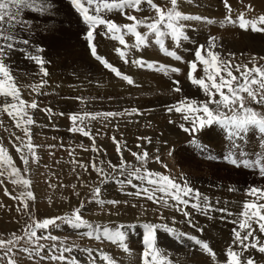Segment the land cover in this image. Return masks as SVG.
Segmentation results:
<instances>
[{
	"label": "snow or ice",
	"instance_id": "obj_1",
	"mask_svg": "<svg viewBox=\"0 0 264 264\" xmlns=\"http://www.w3.org/2000/svg\"><path fill=\"white\" fill-rule=\"evenodd\" d=\"M69 3L86 26L82 38L86 40L91 56L105 69L130 86H138L133 77L122 73L107 58L98 54L95 44L98 29L102 27V35L118 42L119 46L115 47L114 52L124 63L131 62L138 68L170 76L171 73L180 74L181 69L158 61H148L143 57H133V50L139 52L150 46L151 42L158 46L162 54L183 62L182 56L177 53L176 49L180 47L183 40L189 38L186 22L217 23L212 18L181 11V0H164L163 3H157L155 0H69ZM223 3L227 14L223 20L219 21L221 26L233 25L244 31L250 29L252 32L264 33V13L247 17L246 12L242 11L234 19L229 0H223ZM53 7L51 0H0V98H2L0 114H6L13 122L14 127L23 133L21 136L12 132L8 137V143L15 149L24 166L22 172L9 148L5 146L3 138L0 137V186L4 187L6 196L18 201L16 211L25 218L20 234L12 232L5 238V234L0 233V264H20L18 253L26 256L33 264L39 260L47 261L48 264H81L74 255H69L74 250L83 251L89 258L88 264H97V259L101 264H118V261L103 249L91 247L80 249V246L69 237H59L53 234L54 230H59L64 225L76 230L80 239L107 241L131 255V250L126 242L125 229L134 225L124 223L113 225L110 221L99 223L91 221L83 215L86 203H95L102 209L105 205L116 207L121 203H128L127 201L103 199L102 189L108 183L131 186L135 191L128 193L129 195L152 202L157 205L156 211L158 212L160 208H166L182 213L192 227L195 225L192 223L189 208L206 216L212 212H220L223 214L222 219L236 215V219L231 221L235 227L232 229L231 242L223 253L226 259L222 264H257L252 253L264 255V186L250 185L244 189L243 195L247 198L241 202V211L234 214L229 212L226 207H215L212 198L202 193L198 188H194L185 174L180 173L177 177L170 173L165 174L150 169L148 167L151 159L150 154L140 143L136 145L139 151H132L127 147L126 142L117 140L113 135L112 141L119 157V163L114 164L111 160L105 161L99 158L102 152L106 153V150L96 145V136L93 135L90 127L91 122L143 115L144 113L136 107L126 108L123 111H83L68 114L72 123L69 131L88 137L92 141L90 150L95 154L89 163L73 157L71 161L74 165L73 172H76L77 167L84 172H88L91 168V171L96 173L97 179L89 183L83 181L77 174L80 186L89 189L90 195L87 199H80L78 206L72 207L71 211L61 215L44 218L35 216L29 202L34 204L36 197L31 190L32 180L27 177V174L30 172V162H39L37 149L41 145H36L32 141L31 127L36 124L32 113L37 110L43 111L48 114L49 119L56 113L51 107L40 108L35 98L26 100L23 97L22 92L25 89H30L29 96L47 94L42 89L48 84L46 77L49 72L45 65L50 61L44 59L42 55L44 49L41 46L32 45L28 39L21 37L16 29L30 30L32 22L23 17L26 11L45 15L50 13ZM246 10L247 12L254 11L252 5H247ZM142 12L149 14L143 16L134 14ZM115 13H119L129 22L118 24L115 20L108 18L110 14ZM128 37L132 38V43H129ZM166 37L174 42L173 48L170 49L166 46ZM19 45L24 47H19ZM217 47V37L209 36L206 44L196 47L195 59L187 62L188 81L191 85L196 86L206 99L197 100L182 96L175 103L165 105V111L169 114L173 112L181 114L182 120L189 124V126H185V123L179 124L185 133H194L206 126L219 125L227 130L229 138L232 139L234 137L243 138L244 134L254 130L260 134L259 146L264 147V111L250 106L254 104L264 107V56L252 55L248 63H234L235 53H228L225 57L216 50ZM14 52L24 53L25 59L32 61L38 67L39 71L36 73L40 77L38 83H19L13 74L12 65L7 62ZM249 63L251 67H249ZM198 66H202L203 70V75L199 77L196 75ZM172 83L175 86L171 91L181 93L180 81L172 80ZM74 99L82 104L87 100L80 96ZM59 115L65 114L61 112ZM169 123H174V121L170 120ZM0 127H3V120H0ZM5 131L8 129L5 128ZM137 140L148 144L152 143L151 138L146 136L137 137ZM192 142L196 143L195 140ZM48 147L55 146L49 145ZM78 147L83 151H89L82 144ZM232 148L239 151V145L233 141L230 145L229 155L225 156L226 160L236 167L243 166L257 171L258 175L264 178V152L253 151L251 157L242 158L233 153ZM125 151L135 158V164L125 159ZM156 151L158 152L159 149ZM69 154L72 155L71 152ZM154 160L157 163H162L159 155H156ZM163 167L167 169L166 164ZM6 180L19 189L16 195H13L5 186ZM60 186L64 187L62 184ZM49 187L55 188L56 185L49 183ZM70 187L73 189V194L80 197L77 185L72 184ZM228 191H238V189L230 186ZM48 202L51 205V198ZM215 203L218 204L219 201L217 200ZM132 206L136 207L135 204ZM0 207L5 206L0 204ZM141 207L144 206L141 205ZM144 210L147 211L146 208ZM108 214L114 213L109 209ZM160 216L163 219L162 213ZM174 220L175 217H173ZM17 222L19 223V221ZM142 227L144 235L143 251L140 254L141 264H174L172 258L157 245V231L161 229L177 238L187 236L195 241L203 253L211 257L214 264H219L217 253L206 241L187 233L178 232L175 227L166 223L145 222ZM81 229L84 231H80ZM199 230L203 231V229Z\"/></svg>",
	"mask_w": 264,
	"mask_h": 264
},
{
	"label": "rangeland",
	"instance_id": "obj_2",
	"mask_svg": "<svg viewBox=\"0 0 264 264\" xmlns=\"http://www.w3.org/2000/svg\"><path fill=\"white\" fill-rule=\"evenodd\" d=\"M202 1L203 0H192V2L198 3L199 5H202ZM219 1L223 5V7L220 6L222 10H220V7H216L218 11H216L215 7H213L215 11H213L210 3L205 4L203 2L202 6H204V10L208 12L206 15L200 12L189 13L185 10H180L185 13L212 18L217 21V23L215 24H220L219 21L223 20V18L226 16L227 10L224 7L223 0ZM155 2L162 3L164 1L155 0ZM51 3L54 5V7L50 13L45 15H39L36 13H32L31 11H26L23 14V17L24 19L32 22L31 28L29 31H21L19 28H17L16 31L21 37L28 39L32 45L41 46L44 49L42 55L46 61H50V63L45 65L49 73H62L65 74L68 78L73 79L74 81L85 82L84 78L93 77L96 74L94 70L96 64H94L92 61V59L94 58L90 54L86 40L82 38L86 31V26L82 23L81 18L72 8L69 0H51ZM198 4H196V6ZM229 4L232 6L234 19L235 16L242 11L246 12L247 17H252L259 15L260 13H264V0H229ZM247 5H252L254 11L247 12ZM196 11L198 10L196 9ZM210 12H214L215 14L209 15ZM108 18L114 19L113 17H111V14L108 16ZM207 25L210 24L200 22L199 24L196 23L193 27H189V29H191L192 31L195 30V32L206 33L204 37L202 35L201 39L198 40V45H201L202 43L206 44L209 36L217 37L221 34L229 36V38L224 39V41L219 39L221 40V42H223L222 45L220 44V42H217V44L221 47H225L224 55L222 56L226 57L228 53H235L236 55L234 63H248L252 55H256L258 57L264 56V50L258 51L259 47H255L257 46L255 42H253V45L250 46V42H246L247 38L245 36L242 37L238 35V32L233 31L234 29H217L215 26L211 27ZM102 32V27L97 30L95 44L97 46L98 54L107 58L105 49L109 47L108 50H111L113 53L115 46H113V43H110V46H108L99 42ZM241 32L243 34L245 33L246 35L253 33L250 29L248 31L242 30ZM254 34L262 33L255 32ZM233 35H237L238 37H240L236 38L237 40L240 39V41L236 44L234 43L236 40L233 39ZM228 42L229 44H226ZM111 46H113L114 48ZM19 47L24 46L19 45ZM102 50L104 53L101 52ZM108 61L112 63L110 60ZM7 62L12 65L13 74L17 77L19 83L32 84L36 81L37 83L39 82L40 77L36 75V73L39 71L38 67L32 61L25 59L24 53L14 52ZM249 67H251L250 63ZM185 73H183V77H178V80H180L181 82L180 86L182 91L200 92L197 93V97H195V99L205 100L206 97L196 86L191 85V83L187 79V74ZM196 75L198 77L202 76L203 71L197 72ZM167 77L168 75H166L167 81H170L167 82L165 80L167 83L163 82L160 86L163 85L165 88H169L168 90L171 91V88L173 87H171V84H173L171 82V79H173L174 76L173 74H170V76L168 78ZM47 78L48 77H46V79ZM83 85L85 84H82V86ZM53 86H55V83L53 84ZM84 87L87 86L85 85ZM29 91L30 89H25L22 92L23 97L26 100H30V98L35 95L33 94L32 96H29ZM52 91L53 90H51V92ZM51 92L46 91L44 92L47 93L46 95L35 96V99L37 98L36 100L38 101L40 108L51 107L54 113H56L51 117V119H49L47 113L37 110L39 113H42L45 116V119L48 120V123H44V121L42 120L43 117L36 115L37 111H34L32 113L34 119L36 120V124L31 127L32 141L36 145H41V147L37 149L39 162H30V172L27 174V177L32 180L31 190L34 192L36 197L34 204L32 202H29L30 208L34 210V214L37 218L56 216L61 215L65 212H69L71 211L72 207L78 206L80 199H87V197L90 195L89 189L80 186V181L77 180V174H79L80 178L85 182L90 183L97 179L96 173L92 172L91 168H89L88 172H84L82 169L77 167L76 172H73L74 165L71 162L73 160V157H75V159L77 160H82L85 163H89V161L95 155L90 150L92 141L88 137H84L80 133H72L69 131V129L72 127V123L68 118V114L73 112L123 111L126 108L131 109L132 107L140 109L144 113L143 115L124 116L122 118H116L110 121L96 120L91 122L90 127L92 129L93 135H95L96 138H99L100 142H107L112 145L104 148L105 145L101 146L102 143L99 145L98 142L95 141L98 147L100 146V148L106 150V153L102 152L99 158L105 161L111 160L112 163L118 164L119 157L115 151V145L112 141L113 135H115L117 140H119L120 138H128L129 140L133 139L132 141L130 140V143L129 145H127V147L132 151H139V149H136V145L138 143L142 144L150 154L151 159L148 164V167L150 169L163 172L165 174L170 173L171 175L177 177L180 173L185 174L194 188H198L202 193H205L212 198V201H214L213 204L217 208L226 207L229 212L238 214L241 211V202L247 198L243 195L244 189H246L250 185L264 186V178H261L258 175L257 171L244 168L243 166L236 167L232 163H230V161L225 159V156L229 155L230 145L233 142L229 141L230 138L228 136L227 130L223 129L219 125L206 126L204 129L192 133V137L191 133H185L179 127L180 123H185V126H189L188 122L183 121L182 116L179 113L173 112L169 114L168 112H166L164 106L168 104H164L163 102V104L157 103L159 105L153 106V102L150 100L151 106H145L143 104L145 103V100L141 101L139 98H137L138 101L136 105L131 106L130 102H128L127 104L129 106L126 105L125 107H122L123 109H121V107L118 108V105L116 108L114 106L112 107L106 104L107 99H103V101L101 98H97L98 102L93 106L83 105L81 107L80 105H76L77 107L73 106L72 108H70L68 106L69 101H67L66 99H69L72 95H68V98H66L65 94L60 96L52 95V98L48 97V99H44V97ZM181 96V94L180 96L178 95L177 101L181 99ZM91 97L84 96V98H87L89 100L94 98ZM134 98L136 97H133V99ZM0 100H2V98H0ZM156 102L158 101H155V103ZM170 104L173 103H169V105ZM250 106L256 108L259 111H264V107H261L259 105L253 104ZM61 112H63L65 115H59V113ZM0 120H3V127H0V137L3 138L5 146L9 148V151L13 155L17 166L23 172V164L19 160L15 149L12 148L8 143V137L12 132H15L17 135L21 136L23 135V133L14 127L13 122L6 114H0ZM170 120L174 121V123H169ZM44 124L47 125V129L53 128L55 132L49 131L48 134L42 132V127H44ZM5 128H7L8 131H5ZM36 129L41 133L39 134L41 139H37L38 137L34 136L36 135ZM210 131L216 134V137L222 136L221 139L215 140L210 137ZM145 136L151 138V144L137 140V137ZM193 140H195L196 143H193ZM226 140L229 141V145L228 143L225 145ZM259 140L260 134L258 132H255L254 130L250 131L249 133L244 134L243 138H234L235 143L239 145V151H237L235 148H232L231 151L242 158H249L251 157L253 151L264 152V147H260L258 144ZM81 144L85 148H88L89 151H83L80 147H78ZM49 145H54L55 147L49 148ZM157 149H159L158 152L156 151ZM70 152L72 153V155L69 154ZM170 152V157H173L175 160H168V156L166 155H169ZM156 155L160 156L162 163L155 162L154 157ZM124 157L127 161L133 164L136 163L135 158L132 157L128 151L124 152ZM172 161H174L177 166H175ZM165 164L167 165V169L163 167V165ZM105 167H107L106 164ZM49 183L56 185V187H49ZM61 184L64 185V187H61ZM72 184L77 185V190L81 194L80 197H76L73 194V189L70 187ZM5 186L13 195H16L17 191L19 190L15 188L11 183L7 182V180L5 181ZM230 186H234L236 189H238V191H228V188ZM133 191H135V189L126 184L121 185L117 183H108L104 185L102 189V198L105 200L127 201L128 203H121L116 207H113L112 205H105L103 206V209L101 206L95 203H86L85 209L83 210V215L85 216V218L91 221L99 223H107L110 221L113 225L119 223L129 224L131 221L132 223H135L143 219L151 223H166L170 226L175 227L178 232L187 233L188 235L192 233L190 236H195L200 240L205 239L204 241L208 242L210 247H212L213 250L217 253V258L220 256H222V258L225 257L223 256V252L231 242L232 229L235 227L233 223L229 222L236 219V215L227 216L225 221V219L221 218L223 214L220 212H212L209 215L204 216L200 212L189 208L188 211L191 213L192 223L194 225L196 224L195 227H192L189 225L182 213L166 208H160L158 212L156 211L157 205L145 199L128 194ZM49 198H51L52 200L51 205L48 202ZM215 200H218L219 203L216 204ZM0 204L5 206L0 207V233L5 234V238H7V235L12 232L20 234V230L25 221V218L21 213H18L16 211L18 201L12 200L10 197L6 196L4 194L3 186H0ZM133 204H135L136 207H133ZM141 205H143L144 207L142 208ZM145 208L147 209V211L144 210ZM109 209H111L114 214L109 215ZM160 213L163 214V219H161ZM198 214H201L202 216H199ZM217 215H219L220 217H217ZM173 217H175L174 221ZM17 221H19V223ZM199 228L203 229V231H200ZM159 232H161L164 236H159V234L161 235V233ZM197 232L200 234H198ZM158 233L157 243L159 244L160 249L163 248L162 250L165 251V254L167 253L166 255H168L172 258L173 261H175L174 264H189L190 261L191 264H214L211 257L203 253L198 248L199 246H196L195 241L189 239L187 236L177 238L176 236H173L163 231L162 229L159 230ZM53 234L59 237H69L70 240L75 241V243L80 246V249L91 247L93 249H103L111 253L122 254V256L126 255L124 254L125 252L122 251V249H120L117 245H113L107 241H97L87 238L80 239L77 236L76 230L70 227H66V225L62 226L60 230H54ZM158 236L160 237V239ZM203 236L204 238L202 239L201 237ZM214 237L216 238V240L219 237L220 239H218L220 240V242L217 243L219 240L215 241ZM127 243L130 249V241H127ZM195 247L198 250H196ZM80 251L81 250H78L77 252V250H74V252L70 253L69 255H74L79 261L82 260L81 264H88L89 258L87 256H83V252L81 251L80 253ZM252 255L256 258L257 264H264V255L255 252H253ZM18 256H20V264H33V262L29 261L26 256H22L19 253ZM114 258L118 261V264H141V259L140 257H137L136 254L132 257H129L128 254L127 257ZM225 259L226 258H223V260ZM97 260V264H101L99 259ZM217 261L219 262L220 260ZM36 264H48V262L39 260L36 262Z\"/></svg>",
	"mask_w": 264,
	"mask_h": 264
},
{
	"label": "bare ground",
	"instance_id": "obj_3",
	"mask_svg": "<svg viewBox=\"0 0 264 264\" xmlns=\"http://www.w3.org/2000/svg\"><path fill=\"white\" fill-rule=\"evenodd\" d=\"M164 1V0H163ZM203 2L205 4H209L210 3V6L212 8L213 11H218L217 8L218 7H223V5L220 3L219 0H203L202 1V5H203ZM163 3V2H162ZM196 4L198 3H195V2H192V0H181V4H180V9L182 10H185L186 12H189V13H202L204 15H206L208 12L206 10H204V6H202L201 4L197 5ZM146 7V6H145ZM213 7H215V9H213ZM217 7V8H216ZM220 7V10H222V8ZM198 11H196V9ZM218 13V12H217ZM136 15H139V16H143V15H148L149 13L148 12H142V13H134ZM215 14L214 12H210L209 15H213ZM80 17V16H79ZM111 17H113L118 24H121V23H128L129 21L125 20L119 13H115V14H111ZM221 17V16H219ZM71 20V19H70ZM196 23H200V21H188L186 22V24L188 25V28H187V35H188V39L186 40H183L180 47L176 49L177 53L182 56L183 58V62L181 61H176L175 59L171 58V57H168L164 54H162L160 51H159V48L157 45L155 44H152L150 42V46L148 47H145L143 48L141 51L139 52H136L135 50H133V57H143L145 60H148V61H158L160 63H163V64H168V65H172V66H175V67H179L181 69V73L180 74H176V73H171L173 74L174 78L171 79V82L172 80H178V77H183V73L187 74L188 72V64L187 62L188 61H192L195 59L194 57V51L196 49V47L198 46V40L201 39V36L206 34L204 32H195V30H191L189 29V27H193L195 26ZM202 23V22H201ZM200 26V25H198ZM202 26V25H201ZM207 26H215L217 29H234L233 31H236L238 32L237 34L242 36V37H246L247 40L246 42H250L249 45L252 46L253 45V42H255V44L257 46L255 47H259L258 51H262L264 50V33L262 34H254L255 32L253 33H250L248 35H246L245 33L243 34L241 31L240 28H238V26H233V25H224V26H221V24H210V25H207ZM237 27V28H236ZM143 31V29H141ZM198 33V34H197ZM220 33V32H219ZM242 33V34H240ZM254 34V35H253ZM208 35V34H207ZM101 39L99 42H101L102 44L104 45H108L110 46V43H113V46L115 47H118V42L116 41H113L109 38H106L104 35H101L100 36ZM207 37V36H206ZM205 37V38H206ZM232 37H234L233 39H235L236 41L234 42L235 44L237 42L240 41V39H236V38H240L238 37L237 35H233ZM217 42H220V44L222 45L223 42H221V40L224 41V39H227L229 38V36H225V35H218L217 36ZM129 43H132L133 40L131 37H128L127 38ZM166 39V46L169 47L170 49L174 47V42L171 41L170 38H165ZM203 39V38H202ZM221 39V40H219ZM201 41V40H200ZM206 42V41H205ZM242 42V41H241ZM252 43V44H251ZM201 44V43H200ZM204 44V43H202ZM226 44H229L226 43ZM247 45V44H246ZM111 46V47H113ZM109 48V47H108ZM108 48H106L104 51H105V54H106V57L108 58V60H110L112 62V64L114 66H116L117 68H119V70L124 73V74H127V75H130L133 77V79L135 80L136 82V85L138 86H130L128 85L125 81H123L122 79L116 77L113 73H111L109 70H106L102 67V65L97 61V60H94L92 59L93 63L96 64L95 66V76L93 77H86L84 78L85 79V82H81V81H74L73 79L71 78H68L65 74H62V73H55V72H50L49 75H48V84L47 86L45 87V89H43L42 91L46 92H51V90H53L50 94H48L47 96L44 97V99H48L49 98H52V95H56V96H60V95H66V98H68V95L71 96L69 99H66L67 101H69L68 103V106L70 108H72L73 106H76V105H80L81 107L83 105H86V106H89V105H94L98 102L97 98H101L102 100L104 99H107L106 101V104L110 105V106H114L117 108V105H118V108L121 107V109H123L122 107H125L126 105H128L127 103L130 102V105H136L137 104V101L139 98L141 101L142 100H145V103H143L145 106H151L150 104V100L153 102V106H156V105H159L157 103H161V104H168L169 103H175L178 99V95L180 96V94L183 96H187L189 98H193L195 99V97H197V93H200V92H197V91H190V92H187V91H182L181 93H175L170 90H168L167 88H165L163 85L160 86L163 82H166L167 79H166V75H164L163 73H160V72H155V71H150V70H147V69H142V68H138L136 67L135 65H133L131 62L129 63H124L120 57L115 54V52L112 53L111 50H108ZM114 48V47H113ZM224 49L225 47H221L220 45H218L217 47V51H219L222 55H224ZM239 50V49H238ZM103 52V50L101 51ZM104 53V52H103ZM91 60V59H90ZM203 71L202 70V67L201 66H198V71ZM169 77V76H168ZM167 77V78H168ZM166 80V81H165ZM170 81V80H168ZM167 81V82H168ZM180 81V80H179ZM33 82V81H32ZM166 82V83H167ZM23 83V82H22ZM37 83V81H36ZM55 83V86H53V84ZM82 84H85L87 87H84L85 85L82 86ZM180 85H181V82H180ZM167 86V84H166ZM174 87L175 85L171 84V87ZM164 87V88H163ZM172 87V88H173ZM171 88V89H172ZM187 88V87H186ZM185 88V89H186ZM189 88V87H188ZM196 90V89H195ZM173 96H171V95ZM36 95H33L30 99L32 98H35ZM77 96H80V97H84V96H92L94 97L93 99L89 100L87 99L83 104L74 99L75 97ZM136 97L133 99V97ZM159 96V97H158ZM181 96V97H182ZM91 97V98H92ZM111 98V99H109ZM37 99V98H36ZM54 99V98H53ZM100 99V100H101ZM103 100V101H104ZM112 100V101H111ZM54 101V100H53ZM58 101V100H57ZM61 101V100H60ZM155 101H158L155 103ZM62 102V101H61ZM149 102V104H148ZM163 102V103H162ZM100 104V103H99ZM65 106V105H64ZM91 106V107H92ZM106 106V105H105ZM108 106V107H110ZM129 106V105H128ZM164 106V105H163ZM77 107V106H76ZM140 108V107H139ZM39 111V110H38ZM37 111L36 115H39L42 118V120L44 121V123H48V120L45 119V116L42 114V113H39ZM46 124H44V127H42L43 131L42 132H45L46 134L49 133V131H53L55 132V130H53V128H49L47 129L46 128ZM35 134L34 135L35 137H38L37 139L40 138V135L41 134L40 132L35 131ZM144 134V133H143ZM210 134L213 139H221V137H216V134H214L212 131H210ZM39 135V136H37ZM149 135V134H148ZM192 137H193V134L191 133ZM189 137V136H188ZM133 138V137H132ZM235 138V137H234ZM234 138L232 139H229L230 142H233L234 141ZM41 139V138H40ZM182 139V138H181ZM119 140H122L124 142H126L127 145H129L130 143V140L132 141L133 139H128V138H120ZM206 140V139H205ZM40 141V140H39ZM96 141L98 142V144L100 145L102 142H100V139L99 138H96ZM229 141L226 140V143L225 145L228 143L229 145ZM104 146L107 147V146H112L110 145L109 143L107 142H103L101 146ZM223 145V144H222ZM100 147V146H99ZM137 149V148H136ZM168 156V160H175L173 157H170V155H166ZM165 159V158H164ZM166 160V159H165ZM173 164L174 161H172ZM170 163V162H169ZM172 165V164H171ZM175 166H177L175 164ZM160 169V168H159ZM178 169V168H176ZM231 196V195H230ZM233 198V197H232ZM216 201V200H215ZM214 202V201H213ZM199 216L201 214H198ZM194 216V215H193ZM202 216V215H201ZM205 216V215H204ZM219 215H217L218 217ZM192 217V216H191ZM195 217V216H194ZM210 217V216H209ZM208 217V218H209ZM220 217V216H219ZM131 218V217H130ZM98 219V217H97ZM135 219V218H134ZM133 219V220H134ZM139 219V218H137ZM193 219V218H192ZM136 220V219H135ZM198 220V219H197ZM210 220V219H209ZM228 220V219H227ZM131 221V220H130ZM225 221H226V218H225ZM229 221V220H228ZM135 222V221H134ZM147 222V220L143 219V220H139L138 222H135V223H132V221L129 223L130 225H134L133 227H130V228H126L125 229V232H126V240L127 241H130V250H131V255H129V257L131 256H134L136 254L137 257H140V254L142 253L143 251V235H144V229L142 227V224ZM199 222V221H198ZM197 222V223H198ZM213 222V221H212ZM227 223V222H226ZM231 223V222H229ZM129 224H126V225H129ZM196 225V224H195ZM199 225V224H198ZM231 225V224H230ZM200 226V225H199ZM227 226V225H226ZM66 227H68L66 225ZM62 228V227H61ZM64 228V227H63ZM200 229V228H199ZM218 229V228H217ZM60 230V229H59ZM64 230V229H63ZM228 230V229H227ZM81 231H84L83 229H81ZM159 231V230H158ZM157 231V235L161 232L158 233ZM164 231V230H163ZM206 231V230H205ZM209 231V230H208ZM211 231V230H210ZM214 231V230H213ZM212 231V232H213ZM225 232V231H224ZM198 233V232H197ZM209 233V232H208ZM222 233V232H221ZM192 233H190L191 235ZM200 234V233H198ZM210 234V233H209ZM212 235V234H211ZM229 235V234H228ZM227 235V236H228ZM159 236L163 237L164 235H161L159 234ZM158 236V237H159ZM210 236V235H209ZM219 236V235H218ZM231 236V235H230ZM170 237V236H169ZM202 239L204 238L201 237ZM212 238V237H211ZM215 238V237H214ZM219 238V237H218ZM217 238V240H219ZM225 238V237H224ZM160 239V237H159ZM171 239V238H170ZM222 239H223V236H222ZM165 240V239H164ZM177 240V238H176ZM205 240V239H204ZM203 240V241H204ZM211 240V239H210ZM214 240V239H213ZM216 238H215V241H217ZM226 240V239H225ZM229 240H230V237H229ZM126 241V242H127ZM159 241V240H158ZM167 241V240H166ZM186 241V240H185ZM214 241V242H215ZM222 241V240H221ZM224 241V240H223ZM220 240L217 242L219 243ZM99 243V242H98ZM177 243V242H176ZM216 243V242H215ZM225 243V242H223ZM128 244V243H127ZM169 244V243H168ZM190 244V243H189ZM192 244V243H191ZM221 244V243H220ZM97 245V244H96ZM158 247H159V244L157 243ZM184 245V244H183ZM194 245V244H193ZM94 246V245H93ZM98 246V245H97ZM181 246V245H180ZM197 246V245H196ZM226 246V245H225ZM219 247V246H218ZM118 248V247H117ZM116 248V249H117ZM160 248V247H159ZM196 248V247H195ZM199 248V247H198ZM222 248V247H221ZM83 249V248H82ZM163 249V248H162ZM171 249V248H170ZM196 250H198L196 248ZM105 251V250H104ZM119 251V250H118ZM173 251V249H172ZM191 251V250H190ZM220 251V250H219ZM78 252V250H77ZM76 252V253H77ZM83 252V251H82ZM105 252H108L110 253L113 257H116V258H119V257H127L128 256V253H124L126 255H123L122 254H117V253H111L109 251H105ZM115 252V251H114ZM175 252V251H174ZM198 252V251H197ZM81 253V251H80ZM196 253V252H194ZM202 253V252H201ZM224 253V252H223ZM167 254V253H166ZM199 254V253H197ZM219 254V253H218ZM83 256H86V254L83 252L82 253ZM204 255V254H203ZM182 256V255H181ZM187 256V255H186ZM208 256V255H207ZM224 256V255H223ZM79 257V256H78ZM183 257V256H182ZM195 257V256H194ZM84 258V257H83ZM205 258V257H204ZM223 258H226V257H223ZM222 258V256L218 257L217 260H220V261H224ZM121 259V258H120ZM209 259V258H208ZM258 259V258H257ZM207 260V259H206ZM259 260V259H258ZM82 261V260H81ZM80 261V262H81ZM98 261V260H97ZM197 261V260H196ZM219 261V264H222V262ZM85 262V261H84ZM83 262V263H84ZM141 262V260H140ZM175 262V261H174ZM193 262V261H192ZM125 263V262H124ZM126 264V263H125ZM191 264V261L190 263ZM208 264V263H206ZM210 264V263H209Z\"/></svg>",
	"mask_w": 264,
	"mask_h": 264
}]
</instances>
